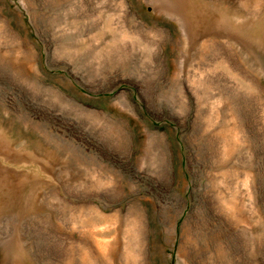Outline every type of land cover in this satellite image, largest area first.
Segmentation results:
<instances>
[{
  "label": "rangeland",
  "instance_id": "1",
  "mask_svg": "<svg viewBox=\"0 0 264 264\" xmlns=\"http://www.w3.org/2000/svg\"><path fill=\"white\" fill-rule=\"evenodd\" d=\"M0 264H264V0H0Z\"/></svg>",
  "mask_w": 264,
  "mask_h": 264
}]
</instances>
